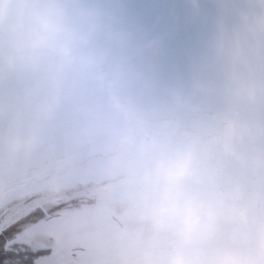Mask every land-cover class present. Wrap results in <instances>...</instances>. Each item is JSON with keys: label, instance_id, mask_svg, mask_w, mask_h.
Returning a JSON list of instances; mask_svg holds the SVG:
<instances>
[{"label": "clouds", "instance_id": "9594fccd", "mask_svg": "<svg viewBox=\"0 0 264 264\" xmlns=\"http://www.w3.org/2000/svg\"><path fill=\"white\" fill-rule=\"evenodd\" d=\"M110 0H0V120L35 154L68 80L84 74L119 127L104 155L122 177L111 264H264V76L163 85Z\"/></svg>", "mask_w": 264, "mask_h": 264}, {"label": "water", "instance_id": "95a60500", "mask_svg": "<svg viewBox=\"0 0 264 264\" xmlns=\"http://www.w3.org/2000/svg\"><path fill=\"white\" fill-rule=\"evenodd\" d=\"M118 23L137 41H157L153 62L163 85L199 89L210 105L226 80L264 76V0H110ZM107 100L84 74L65 85L54 118L41 126L35 154L10 147L0 120V218L45 193L92 188L122 197L103 149L104 132L118 128Z\"/></svg>", "mask_w": 264, "mask_h": 264}, {"label": "rangeland", "instance_id": "374dc122", "mask_svg": "<svg viewBox=\"0 0 264 264\" xmlns=\"http://www.w3.org/2000/svg\"><path fill=\"white\" fill-rule=\"evenodd\" d=\"M98 194L92 188H80L49 192L29 199L9 210L3 215L4 219L0 218V237H3L0 244L11 239L4 235L6 231H10L13 226H17L18 231L25 230L29 224H35L45 217V211L58 218L62 229L57 234L55 231L47 234L42 229L32 232L30 237L33 244L39 248L47 247L50 251L37 264H48L52 258L55 264H111L108 254L116 244L119 216L123 212V196L113 199L114 202L109 205L103 204L107 208L103 207L100 213L91 217L96 212L89 209L93 202H87ZM15 212L18 214L15 215Z\"/></svg>", "mask_w": 264, "mask_h": 264}, {"label": "flooded vegetation", "instance_id": "af4514ba", "mask_svg": "<svg viewBox=\"0 0 264 264\" xmlns=\"http://www.w3.org/2000/svg\"><path fill=\"white\" fill-rule=\"evenodd\" d=\"M93 198H96V199H93ZM93 198L91 199V201L87 202V203H92L93 202L89 209H91V211H93V212H96L95 214H92L91 217L95 216L97 213H100L99 211H101V209L103 207L107 208V206H106L107 204L106 203H108V205H109V203H113L114 202L113 199L120 198V197H113V198H106L105 199L103 196L98 194V195H94ZM31 203L33 204L35 202H31ZM31 203H28V205L30 206ZM103 204H106V205H103ZM45 213L46 212L44 211L43 214H44L45 217L40 219V221H37L35 224L34 223L29 224V227H27L25 230L23 229L21 231H17L16 233H13V235H12L11 239H9V241L4 242L3 244L1 243L3 245V248L6 249V246L9 243L11 245L15 244V241L18 238H23V239L30 238V240H28V242L31 245H34L33 241L31 240L32 238L30 236H31L32 232L40 230V229L45 231L47 234H49L51 231H55L56 234L58 233V231L60 232L61 229H62L61 228L62 225H60L58 218L57 217H52L51 216L52 214H49V213L45 214ZM47 249L49 250V248H47Z\"/></svg>", "mask_w": 264, "mask_h": 264}, {"label": "snow or ice", "instance_id": "6c2138e0", "mask_svg": "<svg viewBox=\"0 0 264 264\" xmlns=\"http://www.w3.org/2000/svg\"><path fill=\"white\" fill-rule=\"evenodd\" d=\"M43 211V210H38ZM34 214V213H33ZM46 214V213H45ZM18 228L17 226H13L10 231H6L4 235H7L9 237H12L13 233L17 232ZM3 240V237H0V241ZM30 238H18L15 241V244H13V247H16L17 245H23V253L20 254V256L17 258L11 253H8L7 255L3 252V245L0 244V264H3L4 259H12L15 261L16 259H20L22 261V264H37V261L45 255L46 249L43 248H35L31 246V244L28 242ZM27 257V259H24V257Z\"/></svg>", "mask_w": 264, "mask_h": 264}, {"label": "trees", "instance_id": "16d2710c", "mask_svg": "<svg viewBox=\"0 0 264 264\" xmlns=\"http://www.w3.org/2000/svg\"><path fill=\"white\" fill-rule=\"evenodd\" d=\"M15 215L18 214L17 212L14 213ZM2 218L4 219V217L2 216ZM2 219V220H3ZM33 247V249L37 248L34 245H31ZM43 249H46L45 255L42 256L40 259H42L43 257H46L49 250L47 249V247H41ZM23 245H18L16 247H13V244L11 245L10 243L6 246V249L3 248V252L5 255H7L8 253L13 254L14 256H16L17 258L20 256L21 253H23ZM24 259H27V257L25 256ZM53 260V258L51 259ZM49 260L48 264H55L53 263V261ZM3 264H22V261L20 259H16L15 261H13L12 259H4L3 260Z\"/></svg>", "mask_w": 264, "mask_h": 264}]
</instances>
